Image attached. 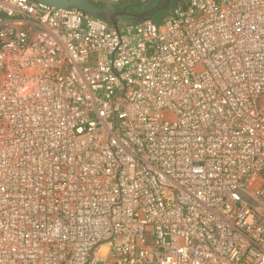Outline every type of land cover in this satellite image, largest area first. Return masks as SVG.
<instances>
[{"label":"built area","instance_id":"obj_1","mask_svg":"<svg viewBox=\"0 0 264 264\" xmlns=\"http://www.w3.org/2000/svg\"><path fill=\"white\" fill-rule=\"evenodd\" d=\"M0 264H264V0H0Z\"/></svg>","mask_w":264,"mask_h":264},{"label":"water","instance_id":"obj_2","mask_svg":"<svg viewBox=\"0 0 264 264\" xmlns=\"http://www.w3.org/2000/svg\"><path fill=\"white\" fill-rule=\"evenodd\" d=\"M47 5L58 9H80L96 18L100 21H104L114 27L123 24H137L146 21H158L163 17H166L171 13L175 4L179 0H173L172 3L168 4V7L160 8L161 0H154L150 6L146 9L139 11L138 13H133L130 11L123 10L120 13L114 12L110 8H103L99 5L93 3V0H39ZM148 1V0H146Z\"/></svg>","mask_w":264,"mask_h":264},{"label":"flooded vegetation","instance_id":"obj_3","mask_svg":"<svg viewBox=\"0 0 264 264\" xmlns=\"http://www.w3.org/2000/svg\"><path fill=\"white\" fill-rule=\"evenodd\" d=\"M134 3V0H116V2L113 4L114 11H130L133 13H136L137 11H142L147 8V5H149L151 2L148 0V2L144 3V0H136V3ZM96 5H99L101 7H107L108 5H105L101 1H96ZM160 8L163 7V0H161V4L159 6Z\"/></svg>","mask_w":264,"mask_h":264},{"label":"rangeland","instance_id":"obj_4","mask_svg":"<svg viewBox=\"0 0 264 264\" xmlns=\"http://www.w3.org/2000/svg\"><path fill=\"white\" fill-rule=\"evenodd\" d=\"M96 1H101V3L103 2L105 5H108V6H107L108 8H110V9H112V10L114 11V9H113L112 6H113V4L116 2V0H93V3L95 4ZM179 1H180V0H179ZM179 1H178V2H179ZM150 2H151V3H150L149 5H147V7L150 6L152 3H154V0H150ZM172 2H173V0H171L168 4H170V3H172ZM135 3H136V0H134V3H133V4H135ZM177 4H178V3H177ZM177 4H175V7H176ZM167 7H168V5H167ZM175 7H174V8H175ZM122 11H123V10H122ZM122 11H114V12L120 13V12H122ZM138 12H139V11H137L136 13H138ZM163 18H164V17H163ZM163 18H162V19H163ZM160 20H161V19H160ZM160 20H158V21H160Z\"/></svg>","mask_w":264,"mask_h":264},{"label":"trees","instance_id":"obj_5","mask_svg":"<svg viewBox=\"0 0 264 264\" xmlns=\"http://www.w3.org/2000/svg\"><path fill=\"white\" fill-rule=\"evenodd\" d=\"M171 0H163V7L167 6V4L170 2Z\"/></svg>","mask_w":264,"mask_h":264},{"label":"crops","instance_id":"obj_6","mask_svg":"<svg viewBox=\"0 0 264 264\" xmlns=\"http://www.w3.org/2000/svg\"><path fill=\"white\" fill-rule=\"evenodd\" d=\"M146 2H148V1L144 0V3H146ZM180 2H181V0L178 2V4H179ZM178 4H177V5H178ZM167 5H168V4H167ZM177 5H176V6H177ZM103 8H108V7H103Z\"/></svg>","mask_w":264,"mask_h":264}]
</instances>
